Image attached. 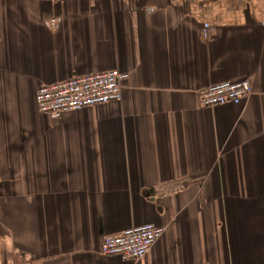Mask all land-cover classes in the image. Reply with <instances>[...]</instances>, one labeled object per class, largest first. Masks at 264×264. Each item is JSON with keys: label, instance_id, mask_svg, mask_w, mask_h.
<instances>
[{"label": "crops", "instance_id": "crops-1", "mask_svg": "<svg viewBox=\"0 0 264 264\" xmlns=\"http://www.w3.org/2000/svg\"><path fill=\"white\" fill-rule=\"evenodd\" d=\"M111 69L120 102L39 111ZM148 223L143 259L101 252ZM0 264H264V0H0Z\"/></svg>", "mask_w": 264, "mask_h": 264}, {"label": "built area", "instance_id": "built-area-1", "mask_svg": "<svg viewBox=\"0 0 264 264\" xmlns=\"http://www.w3.org/2000/svg\"><path fill=\"white\" fill-rule=\"evenodd\" d=\"M129 78V72L111 69L43 84L36 92L37 107L45 116L58 119L64 114L84 108L120 102L125 82ZM253 89L249 79L227 80L203 88L200 94L204 106L214 107L248 98ZM164 232L165 228L153 223L131 227L120 234L106 236L101 252L123 260L138 261L150 252Z\"/></svg>", "mask_w": 264, "mask_h": 264}]
</instances>
